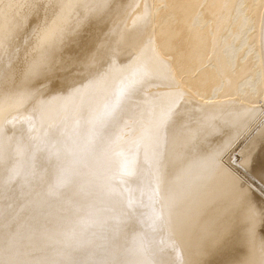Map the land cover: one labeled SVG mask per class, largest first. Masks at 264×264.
Masks as SVG:
<instances>
[{"label":"bare ground","instance_id":"bare-ground-1","mask_svg":"<svg viewBox=\"0 0 264 264\" xmlns=\"http://www.w3.org/2000/svg\"><path fill=\"white\" fill-rule=\"evenodd\" d=\"M34 24L0 55V264H264V0H0V53Z\"/></svg>","mask_w":264,"mask_h":264},{"label":"rangeland","instance_id":"rangeland-1","mask_svg":"<svg viewBox=\"0 0 264 264\" xmlns=\"http://www.w3.org/2000/svg\"><path fill=\"white\" fill-rule=\"evenodd\" d=\"M41 29H42V24H37L36 26H35V24L34 25H28V27H26L27 31L14 39L15 46L13 48H10V47L5 48L0 53L1 57L3 59H6L8 57V54L11 53V50L14 53L18 54V57H21L23 55L24 51H28V50L33 48V45H34L35 41L37 40ZM54 89H56V87H54ZM14 118H15V114L14 115L10 114V115L6 116L5 120L10 121V119H14ZM27 119L30 120L31 116H28ZM19 126H24V122L20 121ZM10 129H13V128L11 127ZM239 144H240V141L238 142L237 145H239ZM223 162L227 165V167H230L231 169L235 170V168L236 169L238 168L239 155L236 152H234V153L229 152V154L223 159ZM238 170L239 169H237V171ZM244 172L245 171L239 170L240 175H241V173H243V175L246 176L245 177V176L241 175V177L243 176L242 179L245 178L246 180L249 179L250 181L249 180L246 181L245 179L243 181H246V182L252 184L254 187H250V191L259 199V201L264 202V189H263V187H261L262 185H260L258 183V181L256 179H253L248 173H246V172L244 173ZM246 174H248V175H246Z\"/></svg>","mask_w":264,"mask_h":264},{"label":"snow or ice","instance_id":"snow-or-ice-1","mask_svg":"<svg viewBox=\"0 0 264 264\" xmlns=\"http://www.w3.org/2000/svg\"><path fill=\"white\" fill-rule=\"evenodd\" d=\"M250 216L254 218L255 211H250ZM261 216L264 217V210H261Z\"/></svg>","mask_w":264,"mask_h":264}]
</instances>
